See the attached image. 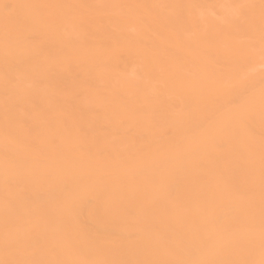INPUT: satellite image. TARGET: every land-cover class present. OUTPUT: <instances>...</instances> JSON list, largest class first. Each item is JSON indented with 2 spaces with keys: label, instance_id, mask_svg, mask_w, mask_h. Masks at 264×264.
Instances as JSON below:
<instances>
[{
  "label": "bare ground",
  "instance_id": "1",
  "mask_svg": "<svg viewBox=\"0 0 264 264\" xmlns=\"http://www.w3.org/2000/svg\"><path fill=\"white\" fill-rule=\"evenodd\" d=\"M0 264H264V0H0Z\"/></svg>",
  "mask_w": 264,
  "mask_h": 264
}]
</instances>
